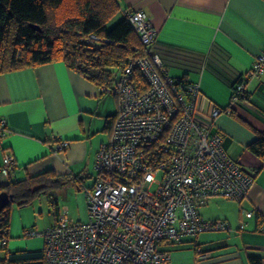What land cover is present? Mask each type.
<instances>
[{"label":"crops","instance_id":"obj_1","mask_svg":"<svg viewBox=\"0 0 264 264\" xmlns=\"http://www.w3.org/2000/svg\"><path fill=\"white\" fill-rule=\"evenodd\" d=\"M118 3V19L137 9L150 16L157 29L153 51L170 77L197 83L212 104L224 109L230 106L234 111L236 116L220 113L215 127L222 133L226 153L253 173V183L242 200L214 197L198 207L205 219L227 221L229 230L163 243L171 254V264H250V256L260 257L264 264V163L246 148L264 130V73L247 83L249 105H230L233 83L264 47V0ZM203 105L210 110L207 102ZM116 112L113 94L63 60L0 73V118L8 126L0 144V166L4 151L15 160L8 178L20 180L52 170L77 182L51 190L30 205H12L6 242L9 251H42L41 232L62 211L72 217L73 206L80 207L82 200L87 209L85 191L94 182L96 152L109 139ZM60 140L67 142L64 148L58 147ZM8 178L0 172V184ZM43 209L47 210L46 221L41 219ZM247 211L252 212L250 217ZM28 231L36 234L28 235ZM195 248L202 252L199 257ZM4 255L0 250V259Z\"/></svg>","mask_w":264,"mask_h":264},{"label":"built area","instance_id":"obj_2","mask_svg":"<svg viewBox=\"0 0 264 264\" xmlns=\"http://www.w3.org/2000/svg\"><path fill=\"white\" fill-rule=\"evenodd\" d=\"M127 18L148 55L129 59L113 87H101L117 98V112L109 139L96 152L94 182L85 191L87 220L62 211L41 232L43 264H171L163 243L230 228L225 220L205 219L199 206L214 197L240 201L253 183V173L222 146L215 127L222 108L197 83L180 86L167 74L153 51L157 29L144 10L128 11ZM86 40L98 38L91 34ZM134 70L145 89L136 85ZM263 73L264 47L235 82L230 105H249L247 83ZM7 132L0 118V144ZM66 144L60 140L58 147ZM14 168L13 155L4 151L0 172L8 178ZM201 253L195 248L197 257Z\"/></svg>","mask_w":264,"mask_h":264},{"label":"trees","instance_id":"obj_3","mask_svg":"<svg viewBox=\"0 0 264 264\" xmlns=\"http://www.w3.org/2000/svg\"><path fill=\"white\" fill-rule=\"evenodd\" d=\"M119 11L118 0H0V73L63 60L100 87H113L129 59L148 55L127 13L108 26ZM91 34L98 40L87 41ZM134 81L140 89L146 88L136 70ZM186 82L176 79L180 86ZM247 99L250 103L249 92ZM222 110L236 116L230 106ZM246 148L264 163V130ZM74 179L47 170L0 184V192L12 195L0 211V250L5 252L0 264H43V250L7 249L11 207L30 205L51 190L77 184ZM255 217L262 221L259 213ZM249 262L261 264V258L250 256Z\"/></svg>","mask_w":264,"mask_h":264},{"label":"rangeland","instance_id":"obj_4","mask_svg":"<svg viewBox=\"0 0 264 264\" xmlns=\"http://www.w3.org/2000/svg\"><path fill=\"white\" fill-rule=\"evenodd\" d=\"M118 18L117 16H115L113 19H111L109 22H108V26L111 27L112 25H114L116 22H118ZM45 207L42 205V208ZM73 209L74 211L71 212L70 214L72 215V217L75 219V220H80V221H86L87 220V209H85V201L82 200V203H81V206L80 207H75L73 206ZM215 211V208L214 210ZM42 215L41 216V219H43L44 221H46L47 219V210L46 209H43L42 210ZM47 228V227H46ZM45 228V229H46ZM191 240V239H190Z\"/></svg>","mask_w":264,"mask_h":264},{"label":"water","instance_id":"obj_5","mask_svg":"<svg viewBox=\"0 0 264 264\" xmlns=\"http://www.w3.org/2000/svg\"><path fill=\"white\" fill-rule=\"evenodd\" d=\"M38 28V27H35ZM12 199V195L8 194L6 191L0 192V211L9 204Z\"/></svg>","mask_w":264,"mask_h":264}]
</instances>
